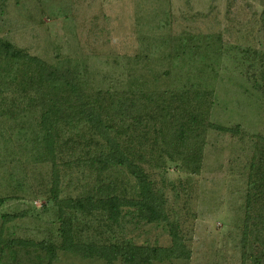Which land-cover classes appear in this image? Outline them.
Wrapping results in <instances>:
<instances>
[{"label": "rangeland", "instance_id": "374dc122", "mask_svg": "<svg viewBox=\"0 0 264 264\" xmlns=\"http://www.w3.org/2000/svg\"><path fill=\"white\" fill-rule=\"evenodd\" d=\"M0 39L48 66L69 65L82 90L104 102L123 93L161 97L150 104L163 105L167 137L181 119L197 118L188 134L196 168L162 148L152 164L139 162L189 251L152 264H241L248 173L264 136V0H0ZM38 71L0 56V264H105L59 248L54 175L63 199L102 183L132 197L136 182L125 168L98 176L85 166L106 147L84 123L47 116L58 134L46 145L42 113L68 91ZM65 211L77 243L171 244L166 223L144 222L132 208L117 223L100 210ZM41 241L54 245L52 260Z\"/></svg>", "mask_w": 264, "mask_h": 264}, {"label": "trees", "instance_id": "16d2710c", "mask_svg": "<svg viewBox=\"0 0 264 264\" xmlns=\"http://www.w3.org/2000/svg\"><path fill=\"white\" fill-rule=\"evenodd\" d=\"M0 56L10 60L32 61L42 77L54 78L53 80L60 81L67 88V97L56 99L52 107H49V104L45 106L40 122L44 131L43 139L50 141V138L58 134L54 126L49 128L48 124L46 125L45 120L51 114L57 119L67 120V122L74 121L76 125L84 123L104 141L106 147L89 156L83 162L85 166L98 176L112 168H125L137 185L136 196L132 197L115 194L114 184L102 183L96 186L95 191L89 192L84 197L63 199L58 196L59 174L56 171L51 187V198L59 209L61 237L59 248L74 252L83 258L102 259L105 264H114L117 259H120L122 264H152L154 260L187 258L189 251L177 234L176 226L167 216L164 196L139 162L143 160L145 164H152V160H149L153 157L152 151L154 150L159 157L156 149L162 148L161 151L171 157L170 159L175 158L176 154L183 156L184 161L189 163L188 167L190 168L191 164V170H193L196 168L197 161L188 147V134L195 128L194 125L201 122L190 115L191 117L188 116L178 121V127L173 128L167 137L164 135L165 126H161L164 120L161 113L163 105L153 104L151 106L150 104L156 98L161 97L123 93L116 94L114 97L110 96L111 98L104 102L99 99L101 95L97 93L87 95L82 90L78 75L69 65L60 68L48 66L37 57L30 56L14 48L10 42L1 39ZM1 84L0 81V93ZM145 100L149 103L148 105L145 104ZM159 136L167 139L164 146L157 141ZM259 140V147L255 149L254 159H252L248 173L249 187L240 239L241 264H264V136H259ZM52 143L53 141H50L46 145L52 146ZM47 146L46 148L49 149ZM145 150L149 151L145 153ZM144 153L149 155L148 158H145ZM192 164H194L193 167ZM122 208H132L136 217L144 222L162 221L166 223L170 228L171 244L167 247H150L130 242L102 245L75 242L72 236L73 223L65 209L69 212L79 211L90 215L100 210L106 214L109 221L117 223ZM40 245L52 260L55 257L54 245L47 241H41Z\"/></svg>", "mask_w": 264, "mask_h": 264}]
</instances>
